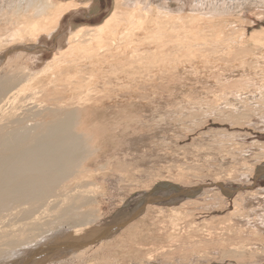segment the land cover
I'll use <instances>...</instances> for the list:
<instances>
[{"label":"bare ground","instance_id":"bare-ground-1","mask_svg":"<svg viewBox=\"0 0 264 264\" xmlns=\"http://www.w3.org/2000/svg\"><path fill=\"white\" fill-rule=\"evenodd\" d=\"M1 1L11 10V16L5 21H10L12 25L8 23L11 31L6 32L8 35L4 34L8 37L6 42L0 43V51L8 47H20L21 50L4 60L3 69H0V264H8L12 260L11 264L28 263L26 254L44 240L47 241L52 233L63 226L71 227L74 231L66 235L65 240L61 238L54 247L67 246V242L74 240L73 236L79 237L75 241H91L100 229L85 226L101 218L99 209L92 208L98 203L97 194L101 189V185L93 178L92 170L100 169L103 165H94L92 162L101 161L107 153L102 146L95 144L97 134L93 132L102 120H99L100 110L109 107L111 103L115 108L118 103L116 99L107 101L109 97L98 95L101 92L107 93L103 87L100 90L99 85L109 87L110 83L107 80L105 82L103 76L109 73V66L133 65L131 70L136 74L130 77L131 80L143 82L157 80V75H172L173 78L171 67L187 71L189 65L192 74H201V78L213 76L212 80L216 83L223 79L219 85L226 87L227 91L231 82L224 75L230 76L236 70L234 65L241 66L239 74L249 72L248 65L253 57L248 52V41L257 43L264 40L263 31H252L246 39L244 33L234 27L240 17L234 18L233 12H216L214 16L218 18L214 17L216 20L210 21L211 17L207 18L201 13H186L184 9L189 2L185 0H157L152 10L143 5V0H115L114 10L108 17L95 25L84 24L74 29L70 27L68 34L64 33L58 41L52 58L42 61L38 55L43 50L33 53L29 49L25 51L37 47V41L41 38L52 39L62 18L70 10L77 9V3L58 1L52 4L51 0ZM194 5L197 7L200 4L196 2ZM83 8L90 10L88 3ZM238 47L241 56L237 53ZM236 57H241L238 64L233 60ZM31 59L36 62H31ZM222 62L224 65H221ZM248 78L247 84L244 83L247 87L250 86L249 80H254V77ZM260 81L254 84L256 89L251 91L252 97L256 95L254 92L264 96V83L260 84ZM216 86L211 90L215 92ZM239 86L237 91L247 89H239ZM223 87L220 89L218 86L216 91L220 89L221 92ZM209 94H213V91ZM208 99H205L207 103ZM245 153L241 150L239 155L244 158ZM260 170L253 169L259 175L264 166ZM146 183L142 186L150 196L145 202L144 218L155 202L169 199L166 197L172 196L169 201L175 202L176 194L189 200L208 191L204 187L181 189L175 180L164 179L161 174ZM218 184L220 187L221 184ZM221 190L228 196V191L222 186ZM85 230L91 232L84 233ZM123 230L111 240L100 241L95 245L90 243L79 249L70 247L67 253L70 259L79 260L76 261L78 264H110L112 261L109 260L113 258L108 259V253L103 251L109 243L120 242L125 233ZM45 246L51 248V245ZM47 260L40 259L36 264H45Z\"/></svg>","mask_w":264,"mask_h":264},{"label":"rangeland","instance_id":"rangeland-1","mask_svg":"<svg viewBox=\"0 0 264 264\" xmlns=\"http://www.w3.org/2000/svg\"><path fill=\"white\" fill-rule=\"evenodd\" d=\"M58 1H75L77 9L66 13L52 39L41 38L37 41V47L27 50L24 48L25 52L29 49L30 53L43 50L44 52L38 55L42 61L52 58L58 41L64 33L68 34L70 27L74 29L84 24L100 23L115 7V0H51V3ZM185 1L189 2L188 7L185 6L184 9L186 13H201L207 18H213H210V21L218 18L214 16L216 12L235 13L234 18H240L234 27L239 28L246 39L252 31L264 32V0ZM193 1L200 5L196 7ZM142 2L152 10L157 0ZM83 3H88L90 10L83 8ZM202 4L204 6H201ZM217 6L221 8L218 9ZM9 15L11 16V10L0 0V43L7 41L8 36L4 34L11 31L8 26L11 22L5 21L7 17L9 19ZM247 47L253 57L248 65L249 72L239 74L238 72L242 71L241 66L234 65L237 71H233L230 76L224 75L231 82L227 91L226 87L219 85L223 79L217 84L212 80L213 76L208 79L206 76L201 78V74H192L189 65L186 67L187 71L176 66L171 67L174 71L173 78L172 75H157V80L152 81L131 80L130 77L136 74L131 70L133 65L109 66V73L103 75L105 82L110 84L109 87L100 84L99 89L103 87V91L107 93L101 92L102 94L98 95L109 97L107 101L116 99L119 104L114 108L111 103L109 107L101 109L99 120H102L95 131L93 130V134H97L95 144L102 146L107 154L99 162L91 160L94 165H103L100 169L92 170L93 178L101 185L99 195L97 194L98 203L92 208L99 209L101 218L85 227L91 226L94 229L105 227L112 222L124 223L112 236L93 244L88 242L95 245L100 241L111 240L124 229L125 233L120 242L118 240L112 242L114 244L109 243L110 249L107 247L103 251L108 253V259L113 258L109 260L112 261L110 264H264V170L259 173L260 177L255 173L256 170L253 171L254 168L262 170L264 166V96L257 95L258 92H254V97L251 95V91L256 89L254 84L264 79V40L257 43L248 41ZM12 48L8 47L9 51L7 48L0 51V69H3L4 60L21 50L20 47ZM237 53L240 55L239 47ZM233 60L238 64L241 57ZM31 62L36 60L31 59ZM221 65H224L223 62ZM246 77H254V80H249L248 87ZM261 83H264V80H261ZM216 85L225 89L219 92L220 88L217 92ZM238 85L239 89H247L237 91ZM215 86L217 89L214 92L211 89H215L212 88ZM212 91L213 94H209ZM233 92L236 93L232 96ZM126 93L128 95H125ZM206 98H209L208 103ZM209 103L212 104L211 108H208ZM225 149L227 152L230 150L228 154ZM241 150L246 152L244 158L239 155ZM222 153L225 154L222 156ZM138 166H141L143 171ZM136 168L140 170L136 171ZM159 174L164 179L175 180L181 189L204 187L208 191L202 196L186 199L187 201L183 199L184 196L178 194L175 196V202L169 201L172 196L166 197L169 199L155 202L144 218L142 215L146 209L142 199L148 191H145L142 185H146L148 180L158 177ZM218 183L221 184L220 187ZM221 186L228 191V196L223 193ZM141 205L143 207L140 212ZM132 222L135 223L131 227L129 224ZM63 227L52 233L47 241L44 240L34 247L35 251L32 249L37 253H27L26 260L29 261L22 264H36L43 258L48 259L45 264H78L79 260L70 259L67 252L71 249L65 247L66 245L54 247L61 238L65 240L66 235H71L74 231L71 227ZM86 232L91 231L85 230L84 233ZM58 234L60 237L56 238ZM73 239L79 237L73 236ZM45 245H51V248ZM112 247H115L114 250ZM79 248L81 247L77 249ZM52 249L57 251L54 250L53 253ZM45 252H48L46 255L49 256H46Z\"/></svg>","mask_w":264,"mask_h":264},{"label":"water","instance_id":"water-1","mask_svg":"<svg viewBox=\"0 0 264 264\" xmlns=\"http://www.w3.org/2000/svg\"><path fill=\"white\" fill-rule=\"evenodd\" d=\"M149 196H150L149 193L144 194L143 199H142L144 201V203L148 201ZM144 199H146V200H144ZM142 207H143L142 205L139 207L140 212L142 211L141 210ZM123 225H124V223L115 224L114 222H112L109 225L102 227L99 230H97V233H95L93 236V240H91V241L89 240V241L92 242V244H93L94 242H97V241L101 240L102 238L104 239V238L110 237L114 233L118 232L119 229L121 227H123ZM89 241H88V239H86V240L83 239L82 241L81 240L80 241L71 240L70 243L67 242V246H65V247L77 248V247H81L84 245L86 246Z\"/></svg>","mask_w":264,"mask_h":264}]
</instances>
